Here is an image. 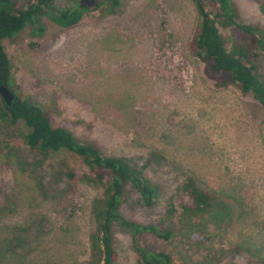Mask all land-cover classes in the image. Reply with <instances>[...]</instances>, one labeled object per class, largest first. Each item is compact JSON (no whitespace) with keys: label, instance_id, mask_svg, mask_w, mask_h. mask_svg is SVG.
<instances>
[{"label":"rangeland","instance_id":"obj_1","mask_svg":"<svg viewBox=\"0 0 264 264\" xmlns=\"http://www.w3.org/2000/svg\"><path fill=\"white\" fill-rule=\"evenodd\" d=\"M232 2L240 23L264 34V0ZM118 10L70 28L46 15L41 29L4 41L11 91L40 104L54 127L161 186L147 205L128 185L120 212L136 227L161 224L170 238L120 220L118 264H144L136 246L169 253L174 264H264V107L206 77L190 48L200 21L193 0H121ZM258 67L264 79V53ZM28 132L22 121L0 122V209L12 211L0 215V264H90L92 206L103 187L84 180L94 174L70 153L42 159L29 151ZM188 180L210 195L207 212H190ZM24 228L14 250L12 235Z\"/></svg>","mask_w":264,"mask_h":264},{"label":"trees","instance_id":"obj_2","mask_svg":"<svg viewBox=\"0 0 264 264\" xmlns=\"http://www.w3.org/2000/svg\"><path fill=\"white\" fill-rule=\"evenodd\" d=\"M66 2V8L57 9ZM200 17L199 25L190 44L192 54L204 63V72L208 79L218 87L233 86L243 95H253L264 107V79L259 72L258 61L264 53V34L255 27L240 23L232 0H193ZM121 0H0V88L13 84L12 65L5 50L4 41L11 40L28 26L41 29L43 16L61 28L78 25L85 15L102 11L103 17L119 12ZM107 9L108 16H104ZM43 31V28H42ZM24 122L29 130L24 136V144L29 151L42 159H49L63 153H70L81 159L94 176L85 175L88 183L103 187V196L95 200L92 215L95 227L91 233L92 264H118L119 255L115 241L114 225L120 220L135 229V224L126 220L120 210L128 185L137 190L147 205L153 203L154 196L162 194L160 185L152 183L142 169L131 165L123 157H105L93 144H83L76 136L62 127H54L49 114L37 102L15 96L9 106L0 95V122L16 124ZM2 150L0 144V151ZM7 160L14 156L12 149L6 155ZM7 166H11L6 161ZM23 170H21L22 172ZM71 180L74 173H68ZM15 187L20 189L18 178ZM194 203L193 213H205L211 207V197L197 188L192 180L184 186ZM19 194V193H18ZM16 210L19 196H13ZM2 207L0 215L12 214ZM171 207L167 217L174 216ZM157 227L137 226L136 229L152 232L168 240L171 231ZM29 228L18 229L12 235L14 250L21 247L22 234ZM29 252V251H28ZM140 262L144 264H174L172 256L166 252H156L136 246ZM90 263V264H91ZM45 264H61L59 262ZM186 264V263H183Z\"/></svg>","mask_w":264,"mask_h":264},{"label":"water","instance_id":"obj_3","mask_svg":"<svg viewBox=\"0 0 264 264\" xmlns=\"http://www.w3.org/2000/svg\"><path fill=\"white\" fill-rule=\"evenodd\" d=\"M0 95L2 96L3 100L7 105H11L15 99L14 93L10 90L9 87H1L0 88Z\"/></svg>","mask_w":264,"mask_h":264}]
</instances>
